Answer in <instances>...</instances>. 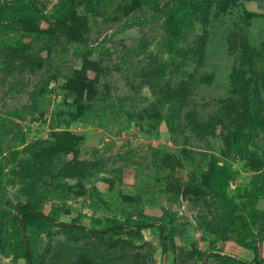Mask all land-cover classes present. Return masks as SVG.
Here are the masks:
<instances>
[{"label":"rangeland","instance_id":"1","mask_svg":"<svg viewBox=\"0 0 264 264\" xmlns=\"http://www.w3.org/2000/svg\"><path fill=\"white\" fill-rule=\"evenodd\" d=\"M260 112L264 0H0V264H264Z\"/></svg>","mask_w":264,"mask_h":264},{"label":"trees","instance_id":"2","mask_svg":"<svg viewBox=\"0 0 264 264\" xmlns=\"http://www.w3.org/2000/svg\"><path fill=\"white\" fill-rule=\"evenodd\" d=\"M258 123H259V125L264 127V115L261 112L258 115ZM70 151H71V149H69V148H57L56 150H54L52 152H40V153L36 154L34 157H27L24 159V162H25L24 163V165H25L24 171L26 174H28V172L34 166L33 164L40 159H51V158L57 156L59 153H69ZM31 205L35 206V203H31ZM142 224H148V223L143 222V221L137 222V225H139V226H141ZM73 226L76 228H83L84 227L80 223L73 224ZM119 227H121L120 223L109 224V225L105 226L104 228L100 229V231L105 232L108 229H111V228L117 229ZM160 228L162 229V226H160ZM21 232H22V230H21ZM22 252H23V255L27 258V261H28L27 264H29L27 246L25 245L24 240H22ZM218 255H220L224 258L230 259L231 261H233L234 264H253L254 263V262L252 263L249 261H245L243 259H239L237 257L222 255L220 253H218ZM255 260H256L255 261L256 264L262 263V261L258 260L257 258ZM32 264H33V262H32Z\"/></svg>","mask_w":264,"mask_h":264},{"label":"water","instance_id":"3","mask_svg":"<svg viewBox=\"0 0 264 264\" xmlns=\"http://www.w3.org/2000/svg\"><path fill=\"white\" fill-rule=\"evenodd\" d=\"M27 251H28L29 264H32L33 260H32V257H31L29 246H27Z\"/></svg>","mask_w":264,"mask_h":264}]
</instances>
